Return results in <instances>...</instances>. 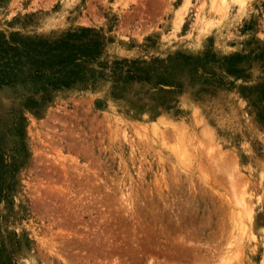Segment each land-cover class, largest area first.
Returning <instances> with one entry per match:
<instances>
[{"label":"rangeland","instance_id":"rangeland-1","mask_svg":"<svg viewBox=\"0 0 264 264\" xmlns=\"http://www.w3.org/2000/svg\"><path fill=\"white\" fill-rule=\"evenodd\" d=\"M14 34L89 80L0 89L1 263L264 264V0H0Z\"/></svg>","mask_w":264,"mask_h":264},{"label":"trees","instance_id":"trees-1","mask_svg":"<svg viewBox=\"0 0 264 264\" xmlns=\"http://www.w3.org/2000/svg\"><path fill=\"white\" fill-rule=\"evenodd\" d=\"M78 49V45L63 40L48 42L17 34L0 38V89L20 85L36 93L87 82L89 78L76 67L81 56ZM3 189L0 184V200L6 197ZM8 259L0 264H10Z\"/></svg>","mask_w":264,"mask_h":264},{"label":"bare ground","instance_id":"bare-ground-1","mask_svg":"<svg viewBox=\"0 0 264 264\" xmlns=\"http://www.w3.org/2000/svg\"><path fill=\"white\" fill-rule=\"evenodd\" d=\"M144 130V129H143ZM137 131V130H136Z\"/></svg>","mask_w":264,"mask_h":264}]
</instances>
